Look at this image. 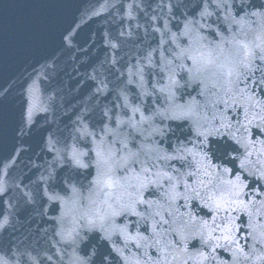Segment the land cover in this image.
I'll use <instances>...</instances> for the list:
<instances>
[{"label":"snow or ice","instance_id":"6c2138e0","mask_svg":"<svg viewBox=\"0 0 264 264\" xmlns=\"http://www.w3.org/2000/svg\"><path fill=\"white\" fill-rule=\"evenodd\" d=\"M113 9L118 26L96 35L80 23L62 26L52 12L22 25L28 46L55 37L46 68L58 55L91 68L84 75L95 106L81 107L66 134L49 121L56 91L45 96L39 77L18 114L0 88V231L37 204L52 221L46 250L0 248V264H264V3L105 0L92 15ZM141 16L160 37L158 55L140 57L110 88V76L125 75L119 53L143 27ZM7 46L0 34V54ZM98 47L110 53L99 62ZM153 69L163 82L149 89ZM112 92L115 103H100ZM20 164L31 175L9 183ZM49 207L58 214L48 216Z\"/></svg>","mask_w":264,"mask_h":264},{"label":"water","instance_id":"95a60500","mask_svg":"<svg viewBox=\"0 0 264 264\" xmlns=\"http://www.w3.org/2000/svg\"><path fill=\"white\" fill-rule=\"evenodd\" d=\"M45 2L54 3L57 7L51 9L40 7ZM115 2H117V7H119L120 4L126 3L127 0H115ZM104 3L105 0H0V34H3L8 41L7 48L0 54V88H6L11 92V106L14 113L18 114L21 101L25 97V89L37 77L42 81V90L46 89L44 91L45 96L54 90L56 91V113L55 117L49 114V121L54 119L55 124L52 126L56 127V125H59L66 134L69 129L75 126L73 121L75 120L76 112L81 107L95 106L92 100L89 99L91 95L89 85L91 82L87 81L84 75L86 70L91 71L90 67L86 65L82 66L84 62L80 59L69 58L67 55H58L56 60L57 66L54 69L46 68L45 66L50 62L47 58L56 46L55 37L42 46L23 44L20 42V37L22 25L26 21L32 20L45 12L55 13L62 26H67L69 23H80L85 30L90 31L93 35L99 34L109 28L114 30L119 23V17L115 14V9L111 10V13L102 10L101 15H92L93 10H101V5ZM255 3L259 5L260 3H264V0H255ZM139 22L143 27L139 30L134 29L135 34L133 38L128 41L119 53L121 63L118 67L121 71H125V75L120 79L110 76L109 78L113 81L109 85L110 88H114L120 84L121 80L127 79L126 69L136 65L140 57L146 55L149 51L158 49L159 35L151 31L145 17L141 16ZM145 27L149 28L147 33L144 31ZM173 31H176V29L173 28ZM164 47H168V45ZM107 54L110 53H106L103 47H98L92 55L93 57H97L99 62L103 61ZM157 55L158 52L153 51V56ZM77 56V53H72V57ZM158 71L159 69H153V76L147 77L151 81L147 85L149 89H151L152 84L157 80H161L160 76L155 75ZM45 75L48 77L47 81L43 80ZM133 79L136 78L134 77ZM161 82L163 81L161 80ZM128 88L130 89L129 95L134 103H139L140 101L134 95L139 92V89L135 84L129 85ZM145 99L148 100V104L144 106L147 109L148 105L152 103V99ZM116 100V94L112 92L108 98H102L100 103L110 106ZM164 103V98L161 96L159 98V106L162 107ZM43 115L38 114L36 117L41 124H43ZM129 115H131L130 112ZM145 115H151V112L146 110ZM136 119H139V114L136 115ZM155 123L159 124L160 120L157 118ZM165 123L168 122L166 121ZM144 127L148 128L149 126L145 124ZM97 131H99L98 127ZM122 131L127 132L130 129L125 128ZM156 139L159 138L157 137ZM141 142H143V138L137 137L136 143ZM117 146L119 147V145ZM35 162L42 164L44 161L43 159H36ZM22 175H31V173L24 168L23 164H20V167L13 171L11 177L7 179L9 183H13L17 177H21ZM84 175L80 179L86 184L87 181L84 179ZM2 209L3 205H0V210ZM46 211L48 212V216L58 214L52 210V207L47 208ZM136 219V217H126L124 218V222L135 221ZM51 225L52 221L47 216L41 214L39 204L29 206L27 210L21 208L11 218V223L7 227V230L0 231V248L8 249L19 246L21 248L27 247L29 250L44 251L49 247V238L52 234ZM114 239H117V242L120 243L118 238L114 237ZM68 251L70 253L71 249ZM221 255L225 259L228 258L227 253L222 252ZM67 259L68 257L66 256L65 261Z\"/></svg>","mask_w":264,"mask_h":264}]
</instances>
